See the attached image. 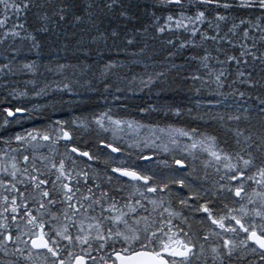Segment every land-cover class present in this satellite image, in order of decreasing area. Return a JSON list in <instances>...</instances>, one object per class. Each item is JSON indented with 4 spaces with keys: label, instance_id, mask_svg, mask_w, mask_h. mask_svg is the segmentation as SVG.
<instances>
[{
    "label": "snow or ice",
    "instance_id": "obj_1",
    "mask_svg": "<svg viewBox=\"0 0 264 264\" xmlns=\"http://www.w3.org/2000/svg\"><path fill=\"white\" fill-rule=\"evenodd\" d=\"M0 264H264V0H0Z\"/></svg>",
    "mask_w": 264,
    "mask_h": 264
}]
</instances>
